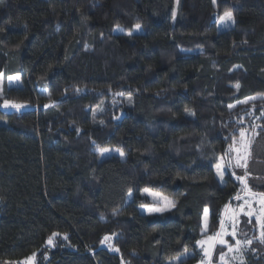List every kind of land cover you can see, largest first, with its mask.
Returning <instances> with one entry per match:
<instances>
[{"label":"trees","instance_id":"16d2710c","mask_svg":"<svg viewBox=\"0 0 264 264\" xmlns=\"http://www.w3.org/2000/svg\"><path fill=\"white\" fill-rule=\"evenodd\" d=\"M0 75L28 106L0 98V264H198L205 209L214 233L237 193L216 158L251 119L264 161V99L242 104L264 97V0H0ZM155 198L172 209L141 214ZM237 238L243 264H264L252 219Z\"/></svg>","mask_w":264,"mask_h":264},{"label":"rangeland","instance_id":"374dc122","mask_svg":"<svg viewBox=\"0 0 264 264\" xmlns=\"http://www.w3.org/2000/svg\"><path fill=\"white\" fill-rule=\"evenodd\" d=\"M224 13L221 15L216 16V23H215V29L216 32H221L227 29H230L233 27V23L228 22L227 24L221 23L219 17H221ZM114 33H125L128 35L129 32L132 34H141L142 30L141 28L139 30H136L134 27L129 31L125 32V30L121 27H116L113 31ZM11 77H17V76H11ZM19 77V76H18ZM5 87H21V80L19 79H13L9 80L8 78H3L0 75V98L2 99V110L4 112H16L19 113L25 109L28 108L25 104L15 103L12 101L9 102V106L5 107L4 102L6 99H4V89ZM255 98V99H252ZM250 99H246L244 101L247 102H255L259 99H264L263 96H255ZM243 101L242 104H245ZM20 105L21 107L16 108L12 107L11 105ZM252 121L245 124V128L243 129L245 131V138L248 143L247 151L249 153L248 160H247V171L249 172V176H254L257 180H264V161L261 160V150L257 146H255V137H256V119H251ZM237 147H240V132L238 136L232 140L230 146L227 148L226 152L222 156H218L216 158L215 163V174L217 179L221 184L224 183V177L225 175L230 176L236 183H237V193L234 196L232 202L225 206L221 213L220 218V224L216 232L209 233L208 228V219H207V213H204L203 221H202V233L203 237L200 240V243L197 245V250L200 254V261L198 264H201L203 261V264H243L244 262V255H243V247L246 246V244H241L239 246H236V240H239L237 238L238 234V227L240 218L245 217L247 219H252L255 222L256 225V231L258 234V239L261 240V228L260 224L257 223V218L260 217L261 220H264V204L261 203V198L258 195L259 193H255L252 190L248 191L244 184L237 179L238 176H242L244 174L245 169L236 167V159H237V152L235 149ZM105 149V148H103ZM107 149H110L111 151L109 153H105L104 155H101L99 152V149L96 150V153L98 155L99 160L110 157L112 155L118 154V151L113 147H107ZM220 165V168H217V165ZM219 173V174H218ZM262 180V181H263ZM249 188V186H248ZM239 197V199L237 198ZM154 206L150 207H139V212L144 215H155V214H161L163 212H167L172 209L173 201L166 198H155L154 199ZM149 209H164L163 211H149ZM250 213V215H249ZM235 232V236L232 235V233ZM219 234V235H218ZM53 242V237L51 238ZM221 241H225V243H221ZM48 242V241H47ZM230 242H233V250H229ZM52 243L48 244L46 243L47 248L52 247ZM102 246L107 248L110 251H115L111 247V239H104ZM217 246L224 247L225 250L220 253L217 258H215L214 250ZM238 247L239 250H236ZM221 254H223L224 259L221 260ZM192 254H186L176 260L171 261L170 264L176 263L179 260L188 257ZM25 260L19 261L14 264H21V262H24ZM35 258L33 257L32 261H28L27 264H36ZM45 261H43V264Z\"/></svg>","mask_w":264,"mask_h":264},{"label":"snow or ice","instance_id":"6c2138e0","mask_svg":"<svg viewBox=\"0 0 264 264\" xmlns=\"http://www.w3.org/2000/svg\"><path fill=\"white\" fill-rule=\"evenodd\" d=\"M179 2V0H177V3ZM213 4L215 5L216 4V0H213ZM172 18L175 19L176 18V11L173 10L172 12ZM221 23L223 24H227L228 22H231V23H235V19H234V15L231 11H225L224 14L219 17ZM134 28L136 30H139L141 28V25L139 23H137L136 25H134ZM128 35H132L131 32L128 33ZM13 79H19V77H9V80H13ZM237 88H239V85L236 86ZM252 99H255V98H252ZM244 103H247V101H244ZM4 106L7 107L9 106V102L7 100H5L4 102ZM12 107H16V108H19L21 107L20 105H11ZM229 107H233L232 105H229ZM187 111V109H186ZM248 143L249 141L246 140L245 138V131L242 129L240 131V147H237L235 149V151L237 152V159H236V167H239V168H243L245 169L244 171V174L242 176H238L237 179L240 180L245 188L248 190V191H251L250 188H248V184H247V177L249 176V172L247 171V160H248V151H247V148H248ZM111 150L110 149H99V152L101 155H104L105 153H109ZM119 151V150H117ZM121 156H124V153L123 152H120L119 153ZM217 168L219 169L220 168V165L218 164L217 165ZM219 174V173H218ZM145 192H149V189H144ZM151 194V193H149ZM261 198V203L264 204V193H259L258 194ZM239 199V197H237ZM164 209H149V211H163ZM207 208L205 209V213H207ZM250 215V213H249ZM257 223L260 224V228H261V243H264V220H261L260 217L257 218ZM56 234L53 233V236H55ZM219 235V234H218ZM233 236H235V232L232 233ZM66 238V237H65ZM105 239H108V237H105ZM48 244H51L52 243V239L49 238ZM200 243V242H198ZM221 243H225V241H221ZM246 244V245H251L252 244V240H245V241H240V240H236V246H239L241 244ZM229 250H233V246L232 245H229ZM236 250H239L238 247ZM118 251V249H117ZM36 254L34 253L33 256H30L28 258H26V261L24 262H21V264H27L28 261H32L33 260V257L35 256ZM224 259V256L223 254H221V260ZM201 264H203V261L201 262Z\"/></svg>","mask_w":264,"mask_h":264}]
</instances>
